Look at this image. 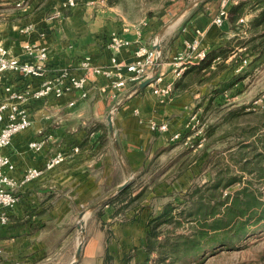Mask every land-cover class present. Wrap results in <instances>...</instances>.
I'll return each mask as SVG.
<instances>
[{
  "label": "crops",
  "instance_id": "1",
  "mask_svg": "<svg viewBox=\"0 0 264 264\" xmlns=\"http://www.w3.org/2000/svg\"><path fill=\"white\" fill-rule=\"evenodd\" d=\"M62 1L0 0V44L18 57H23L25 42L45 46L50 70H73L85 56L94 64H106L113 55L119 61H129L137 45L159 46L161 63L152 67L146 79L162 72L164 80H173L174 85L172 92L162 97L152 92L149 83L138 87L143 80L113 90L110 79L96 75L87 83L85 98L70 90L58 97L30 99L26 104L30 125L0 150L14 164L9 175L20 177L26 168L42 166L57 151L66 157L16 188L19 199L8 212L7 224L0 226L1 258L20 264H70L82 238L80 256L73 264H143L149 217L166 202L180 201L194 187L210 183L219 168L236 170L237 166L231 158L236 146L231 144L238 140L234 125L240 124L225 117L243 105L227 100L219 109L214 108L216 95L228 99L234 91L229 85L237 77L232 71L236 52L213 60L211 68L218 62L225 64L213 78L190 82L183 88L176 87V82L181 77L187 80L183 72L192 66L173 77L170 61L185 40L198 35L197 31L201 32L200 47L209 52L241 38L240 24L233 26L227 18L220 26L212 22L218 0H201L182 9H174L180 0L165 1L162 6L155 4L158 0H108L104 8L83 0L64 8ZM56 11L59 15L53 17ZM247 13L248 20L251 15ZM28 24L32 29L23 33ZM112 32L130 40V45L118 51L110 48ZM39 80L1 72L0 101L4 86L24 89L35 87ZM71 100H76L72 106L68 105ZM192 111L208 121L207 140L211 144L197 152L181 141L188 133ZM109 113L119 152L109 133ZM151 121L166 122L167 129L153 132ZM242 126L248 130V124ZM176 131L182 132L180 139H172ZM41 134L48 136L43 149H30L29 141ZM242 137L248 141L253 135ZM215 143L221 144L216 147ZM125 180L132 183V194L138 198L122 212L115 214L116 206L105 202L90 209Z\"/></svg>",
  "mask_w": 264,
  "mask_h": 264
},
{
  "label": "trees",
  "instance_id": "2",
  "mask_svg": "<svg viewBox=\"0 0 264 264\" xmlns=\"http://www.w3.org/2000/svg\"><path fill=\"white\" fill-rule=\"evenodd\" d=\"M247 11L252 12L251 17L244 26L237 25V29H243L249 36L227 41L228 44L236 41L235 45L242 47L232 61V71L237 74L229 85L234 88L232 95L240 93L242 80L264 63V0H245L231 6L227 20L235 26L238 18ZM231 52L234 50L226 44L210 50L204 60L183 72L187 74V80L182 81L181 77L175 86L183 88L190 82L210 80L225 66L222 61L211 68L213 60L216 57L225 59ZM243 59L246 63L236 72V66ZM215 97L214 108L219 109L227 103L225 96ZM244 110L242 106L238 112L231 111L225 118L250 113ZM259 126L250 125L246 130L245 126L234 125L238 140L231 144L236 146L231 158L237 165L236 170L230 166L219 168L210 183L194 187L180 201L166 202L158 213L149 217L143 241V264H198L208 253L222 248H237L250 235L264 232V121ZM246 133L253 135L248 141L242 137ZM204 142L205 139L203 145ZM203 145L202 150L211 144L207 140ZM260 185H263L262 189ZM137 198L138 194H132L130 182L104 204L116 206L114 212L117 214ZM100 210L101 207L98 213ZM183 222L189 224L188 231H176L175 227ZM171 223L174 228L170 227Z\"/></svg>",
  "mask_w": 264,
  "mask_h": 264
},
{
  "label": "built area",
  "instance_id": "3",
  "mask_svg": "<svg viewBox=\"0 0 264 264\" xmlns=\"http://www.w3.org/2000/svg\"><path fill=\"white\" fill-rule=\"evenodd\" d=\"M81 0H63L61 6L72 8ZM87 5H105L108 0H83ZM245 0H218V8L212 17V22L222 25L228 17L229 8ZM56 11L53 17L58 16ZM247 16L238 18L237 23L245 25ZM32 29V25H26L21 31L23 33ZM197 36L183 42V48L170 61L173 77H178L189 66L201 62L206 57V50L200 47L201 32L197 31ZM130 40L121 36L117 32H112L109 36L108 45L118 51L122 47L129 46ZM129 61H119L115 55L109 58L106 64H94L89 56L83 57L73 70L70 68L48 69V51L45 46L25 42L23 44V57L12 56L7 48L0 44V73L9 72L18 77L40 78L35 87L24 89H14L11 85L4 86V98L0 101V150L9 146L12 137L25 130L31 123L27 102L30 99H40L49 95L55 97L73 90L78 92L79 98H85L88 94L87 83L92 76L101 75L110 79L109 86L113 90H120L128 83H137L146 79L150 75L153 66L161 63L160 52L154 47L137 45ZM246 63L243 59L235 71H239ZM81 73H76V70ZM165 74L157 72L150 80L152 92L158 96H167L172 92L173 80H164ZM264 97V95H262ZM261 100V99H259ZM76 100H71L68 105H74ZM257 102V101H255ZM197 120L196 114L189 116L187 127L188 133L182 137V132L176 131L172 134V139L183 138V145L189 148H199L204 141L203 135L199 134L190 141L191 133ZM149 128L153 132H163L167 129L166 122L151 121ZM197 130V129H196ZM46 134H41L39 138L29 141L28 147L34 151H41L46 144ZM194 137V136H193ZM198 138V139H197ZM197 139V141H195ZM77 149L75 148V151ZM66 157L62 151H57L48 157L42 166L26 168L20 177L9 175L8 171L14 168V164L7 154L0 153V226L7 224L9 210L17 203L19 196L15 190L19 186L40 176L45 170L52 169L60 164ZM2 248L0 246V264H20L16 261H4L1 258Z\"/></svg>",
  "mask_w": 264,
  "mask_h": 264
},
{
  "label": "rangeland",
  "instance_id": "4",
  "mask_svg": "<svg viewBox=\"0 0 264 264\" xmlns=\"http://www.w3.org/2000/svg\"><path fill=\"white\" fill-rule=\"evenodd\" d=\"M165 1H169V0H158V2H155V4L162 6V4L165 3ZM194 2L195 0H180L179 4L174 5V9L185 8L186 6ZM97 5L100 8H104V5H99V4ZM106 5L107 4H105V6ZM248 9H251L250 6H248ZM251 13L249 12L247 14L252 15ZM240 35L242 37L239 39H243L249 36V33L244 32L243 29H241ZM235 42L236 41H232L229 44L227 42L226 45L228 48H231L234 50V52H236L235 53V56H236L237 53L241 52L239 50H241L242 47L238 46V48L235 49L234 47L236 46ZM240 88H242V91H240V94L231 95V96L228 95V103L239 104V105L242 104L246 108V110L244 111H249L250 113L238 115L234 117V119L240 125L248 124L250 128V125L254 124V126L256 125V128H258L257 126H259V124L262 121H264V97H262V95H264V63L258 66L253 71L251 76H246L242 80V83H240ZM193 114H196L197 122L191 133L192 136L190 138V141L192 142L194 141L193 138H195V136L199 134V130H200V134L203 135L205 139L204 145L203 144L202 145L205 146L206 141H207L206 138H208L207 137V122L208 121H206L205 118L203 117L202 118L198 117L196 111L190 112V117ZM210 115H213V114L210 113ZM259 127H262V126H259ZM220 144L221 143H215L214 146L218 147L220 146ZM200 148L202 147L190 148V149L191 151L197 152ZM236 185L237 184H234L233 186H236ZM260 188L262 189L263 185H260ZM188 226L189 224L186 222L181 223L177 227H175L174 224L172 223L170 224L171 228L175 227L176 231H180V232L188 231L187 230ZM79 242H82V238H80ZM198 264H264V232L254 233L250 235L248 238L244 240V243H242V245H240L237 248H234V249L222 248V249L215 250L213 253H208L207 256Z\"/></svg>",
  "mask_w": 264,
  "mask_h": 264
},
{
  "label": "water",
  "instance_id": "5",
  "mask_svg": "<svg viewBox=\"0 0 264 264\" xmlns=\"http://www.w3.org/2000/svg\"><path fill=\"white\" fill-rule=\"evenodd\" d=\"M201 0H195L194 3H197ZM194 3H191L190 5H193ZM155 48L160 51V48L159 46H155ZM156 68V66H155ZM151 80V78H148L146 80H143L142 82L139 83L138 87H142L144 85H146L147 83H149ZM107 122H108V129H109V133L111 135V138H112V141L114 143V146L116 148V150L119 152V147H118V144L116 142V139L114 137V133H113V127H112V113H109L108 116H107ZM129 180H125L123 183H121L111 194L108 195V197L94 203L93 205L90 206V209H95L97 208L98 206L102 205L104 202L107 201V199H109L113 194H115L116 192L120 191L121 189H123L127 184H128ZM82 217H83V214H80L79 218H80V221L82 223ZM81 227V231H84V228L82 226H79ZM81 246H82V243L79 242L78 245H77V248L75 250V253H74V259L72 260V262L70 264H73L76 260H78L79 256H80V251H81Z\"/></svg>",
  "mask_w": 264,
  "mask_h": 264
}]
</instances>
